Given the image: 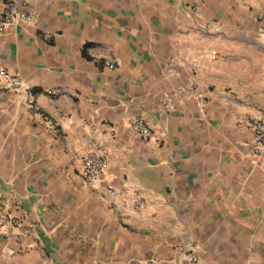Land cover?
<instances>
[{
    "label": "crops",
    "instance_id": "obj_1",
    "mask_svg": "<svg viewBox=\"0 0 264 264\" xmlns=\"http://www.w3.org/2000/svg\"><path fill=\"white\" fill-rule=\"evenodd\" d=\"M18 1L35 20L0 32L25 84L0 83V217L19 222L0 264H264V0ZM98 142L109 168L87 178Z\"/></svg>",
    "mask_w": 264,
    "mask_h": 264
},
{
    "label": "built area",
    "instance_id": "obj_2",
    "mask_svg": "<svg viewBox=\"0 0 264 264\" xmlns=\"http://www.w3.org/2000/svg\"><path fill=\"white\" fill-rule=\"evenodd\" d=\"M200 2L196 3V6ZM263 16H260V19ZM35 15L31 12L23 11L19 7L18 0H0V32L6 31L9 26L14 24L30 25L34 22ZM260 33L264 34V28L260 29ZM106 66L109 69H116V64L114 61L107 62ZM173 71H171V74ZM7 82L11 87L17 91L21 92L25 88V84L21 80H16L12 78L6 70L0 69V83ZM187 92L193 93L194 88L189 87L185 90H179L177 94L173 96L185 94ZM172 96V97H173ZM172 97L163 99L159 105L165 108L168 112L172 110L169 107V103ZM29 106L37 112H42V107L36 102L30 101ZM249 128L253 135L252 145L254 156L256 158H261L264 155V112L259 113L249 122ZM105 131L101 132V139H104L109 133L111 134L110 126H106ZM133 132L142 137L145 140H149L153 137V132L151 127L144 118H135L131 124ZM94 132H91L88 136L82 139L83 144H87L94 140ZM109 168V159L106 154L105 146L98 142L95 143L94 147L90 149L84 157V175L87 178H98L103 175ZM106 195L113 201L119 199L125 200V198L132 195V209L140 210L146 207V202L144 199L140 198V193L138 190L130 188H113L110 187L106 190ZM19 226V222L12 217H0V235L6 237L7 239H12L15 236V229ZM23 252H28V250H23ZM16 252L11 250L10 255H15ZM186 260L191 264H196V259L193 254H188ZM148 264H160L159 262L152 261Z\"/></svg>",
    "mask_w": 264,
    "mask_h": 264
}]
</instances>
